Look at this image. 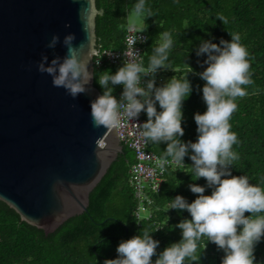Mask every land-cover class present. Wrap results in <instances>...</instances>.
Here are the masks:
<instances>
[{"label": "trees", "instance_id": "trees-1", "mask_svg": "<svg viewBox=\"0 0 264 264\" xmlns=\"http://www.w3.org/2000/svg\"><path fill=\"white\" fill-rule=\"evenodd\" d=\"M136 2L95 0L96 9L102 11L95 18L97 49L119 50L122 47L126 17ZM146 6L155 15L142 18V31L146 34L143 66H148L153 48L160 42L159 34L170 32L173 46L167 63L171 67L160 69V80L155 86L162 87L173 77L178 80L187 78L192 86V92L182 106L185 135L180 139L183 143L197 141L194 117L207 110L202 93L206 82L199 76L206 70L207 65L203 62L207 54L197 56V49L205 41L220 44L223 39L231 42L229 32L240 34V42L249 53L251 78L255 83L247 86L248 96L237 98L238 108L230 119L231 131L239 140L233 150L240 159L229 170L233 176H247L252 185L264 187V0H146ZM219 13L228 18L227 25L216 18ZM120 67H94L93 85L101 95L104 89L98 83L99 76L104 72L114 75ZM109 86L113 87V95L118 100L123 86L111 83ZM254 90L258 94L251 95ZM156 107L158 112L162 111L158 102ZM141 116L147 122L146 112ZM147 147L161 157L167 144L147 142ZM191 154L189 151L181 166L164 171L159 191L150 194L151 217L147 220L133 215L137 201L128 184V171L134 157L125 145L90 192L86 211L69 218L52 233L46 235L40 229L25 225L13 210L0 202V264H104L105 260L119 258V244L141 235L143 228L159 241L157 254L152 258L155 264L160 253L181 241L182 230L176 225L191 219L186 210L170 209L171 200L182 196L189 204L194 202L198 194L191 192L189 185L192 184L204 187L205 195H211L213 191L207 186L206 179H193ZM250 215L245 213L246 217ZM197 243L196 255L200 259L193 264H222L223 250L208 242L206 237ZM254 256V264H264V237L256 244ZM185 264L192 262L186 261Z\"/></svg>", "mask_w": 264, "mask_h": 264}, {"label": "clouds", "instance_id": "clouds-1", "mask_svg": "<svg viewBox=\"0 0 264 264\" xmlns=\"http://www.w3.org/2000/svg\"><path fill=\"white\" fill-rule=\"evenodd\" d=\"M92 14H97L94 4ZM154 15L152 9L146 6V0H137L127 16V31H136L137 20ZM216 18L224 25L228 24V18L222 13L217 14ZM81 19L83 21V10ZM120 27L124 28L125 25ZM229 33L231 42L223 39L220 44L205 41L196 52L197 56L207 54L203 62L207 65L206 70L199 74L206 82L202 93L207 110L203 114H195L198 133L195 143H183L180 139L185 135L182 106L192 92L190 81L173 77L164 86H155L156 73L171 67L167 63L173 46L170 32L159 34L160 42L153 48L147 67L127 59L116 74L104 72L98 78L104 92L90 104L95 127H104L108 131L118 129L122 116L130 121L146 112L147 122L135 126L140 129L146 143L167 144L162 156L155 161L160 171H166V166L171 164H184L185 157L191 151L193 179L204 178L207 186L213 189L211 195H205L204 187L192 184L189 185L191 192L198 194L194 202L189 204L182 196L171 200L170 209L186 210L191 219L176 225L182 230L181 241L160 253L155 264L198 262L197 242L205 237L225 253L222 264H254L255 246L264 237V187L252 185L247 176H233L229 170L240 159L233 150L239 140L237 134L231 131L230 119L237 111V98L248 96L247 86L255 83L251 78L249 53L240 42V34ZM75 39L74 34L64 37L66 55L63 58L55 56L49 63V57L43 55L38 64L40 73L52 77L54 87L64 88L73 98L89 90L87 86L95 75L89 71V64L98 54L90 44L88 52L79 55L83 44L75 45ZM59 43V35H53L47 48L54 50ZM125 56L128 57L126 52ZM99 62L96 60L97 64ZM145 77H153L147 81L146 87L141 86ZM110 83L123 86L119 100L113 95L114 89L109 86ZM256 94V90L251 93ZM157 102L162 111H157ZM100 143L101 140H97V144ZM245 213L251 215L246 217ZM151 234L147 228H143L141 235L122 241L117 248L119 258L105 260L104 264H153L152 258L157 254L159 241L154 240Z\"/></svg>", "mask_w": 264, "mask_h": 264}, {"label": "water", "instance_id": "water-1", "mask_svg": "<svg viewBox=\"0 0 264 264\" xmlns=\"http://www.w3.org/2000/svg\"><path fill=\"white\" fill-rule=\"evenodd\" d=\"M93 4L96 9L95 0H0V202L46 235L86 211L90 192L122 153L116 130L92 123L90 104L101 95L93 79L73 98L38 71L43 55L49 63L66 55L68 34L83 44L79 55L90 44L96 48L101 10L93 15ZM53 35L60 37L54 50L47 48Z\"/></svg>", "mask_w": 264, "mask_h": 264}, {"label": "built area", "instance_id": "built-area-1", "mask_svg": "<svg viewBox=\"0 0 264 264\" xmlns=\"http://www.w3.org/2000/svg\"><path fill=\"white\" fill-rule=\"evenodd\" d=\"M145 42L146 34L143 31L128 32L126 27L122 47L119 50L97 49L98 54L93 57V65L97 68L124 66L127 59L142 63ZM125 52L128 54V57L125 56ZM96 60L100 61L99 64L96 63ZM160 74L161 71L159 70L154 77L155 83L160 80ZM152 78H143L141 86L146 87L147 81ZM143 123L145 121L141 114L138 119L130 121L122 116L121 126L115 130L121 145L127 146L132 151L134 157V162L130 165L128 171V184L132 188L133 196L137 201V207L133 211V215L137 219L147 220L151 217V211L149 210L151 203L150 194L159 191L164 172H161L156 165L155 161L158 156L148 150L147 143L140 134V129L135 126L137 124L142 125ZM178 166H181V164H171L166 166V169Z\"/></svg>", "mask_w": 264, "mask_h": 264}, {"label": "rangeland", "instance_id": "rangeland-1", "mask_svg": "<svg viewBox=\"0 0 264 264\" xmlns=\"http://www.w3.org/2000/svg\"><path fill=\"white\" fill-rule=\"evenodd\" d=\"M128 14H127V16H128ZM127 24H128V20L126 17V26H127ZM143 27H144L143 19L137 20L136 21V30L142 31ZM162 78L164 79V77H162Z\"/></svg>", "mask_w": 264, "mask_h": 264}]
</instances>
